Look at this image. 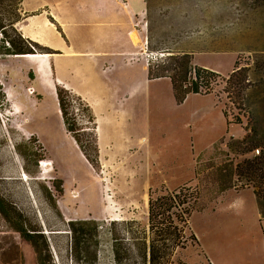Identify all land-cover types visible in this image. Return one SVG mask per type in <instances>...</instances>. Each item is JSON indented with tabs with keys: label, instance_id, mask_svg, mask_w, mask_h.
<instances>
[{
	"label": "rangeland",
	"instance_id": "1",
	"mask_svg": "<svg viewBox=\"0 0 264 264\" xmlns=\"http://www.w3.org/2000/svg\"><path fill=\"white\" fill-rule=\"evenodd\" d=\"M146 2V12L127 25L140 46L127 55L134 65L117 62L109 71L110 81L122 84L110 85L112 97L127 100L118 104L122 113H108L102 123L114 143L102 147L96 167L67 133L57 97L42 86L36 62L0 57V199L20 213L21 218L13 216L16 225L44 234L39 242L48 244L46 264H143L136 238L148 229L149 190L188 185L199 193L190 226L201 246L216 258L234 257L235 264H261L264 221L257 198L240 182L221 192L217 168L226 160L258 155H236L226 143L247 134L249 117L264 111V102L233 103L223 81L210 94L215 98L192 97L180 106L167 82L131 91L146 75L144 62L183 52L192 54L193 65L224 78L239 60L252 69L251 83L258 85L261 74L253 68L264 55V0ZM263 97L261 90L258 98ZM74 106L70 113L84 121L81 106ZM83 221L98 223L96 237L93 225H83L82 237L76 234ZM131 221L136 223L125 224ZM12 225L0 214V264H39L31 242ZM201 248L193 243L179 258L184 264H210Z\"/></svg>",
	"mask_w": 264,
	"mask_h": 264
},
{
	"label": "trees",
	"instance_id": "2",
	"mask_svg": "<svg viewBox=\"0 0 264 264\" xmlns=\"http://www.w3.org/2000/svg\"><path fill=\"white\" fill-rule=\"evenodd\" d=\"M23 0H0V57H17L30 54H51V49L25 38L18 28L25 14L22 10ZM218 51V50H217ZM228 51V50H225ZM167 52V51H166ZM192 54H170L157 59L155 63L148 65V79L156 80L168 78L171 81L174 98L178 105L184 103L190 95H210L215 92V87L223 81L227 87L225 92L233 103L254 107L264 102L258 98L261 90H264V55L254 61L253 71L261 74L258 85H253L250 79L251 68L241 67L236 60L233 71L224 78L220 73L202 66L193 65ZM231 88H234L231 91ZM250 90V93H246ZM252 90V91H251ZM57 102L60 116L67 133L74 139L78 148L93 167L99 163V145L97 134L96 115L91 106L79 95L62 87L56 86ZM74 103H79L84 115V121H79L72 116L70 110H74ZM227 119V111L223 110ZM72 116V117H70ZM229 125L230 122L227 121ZM247 134L239 140L230 138L226 143L229 150L236 155L253 154L259 150V155H252L235 162L226 160L217 170L222 176L219 182L220 191L232 187L234 182H240L241 188H251L257 198L261 220L264 219V111L252 113L249 117ZM84 137L88 140L85 144ZM148 199V229L139 231L140 256L143 264H184L179 258V253L189 245L199 241L191 229L190 218L196 210L199 200L198 191L188 185L174 190L165 187L149 190ZM0 214L11 224L14 230L19 232L33 245L39 264H46V256L43 254L48 249V244L41 245L39 238H44L41 230H26L22 225H16L14 215L21 218L16 209L0 199ZM136 223V221L126 222ZM12 225V226H13ZM71 222V226H75ZM81 226L74 230L81 237L85 233V225H93L91 230L96 237L98 223L83 221ZM84 225V226H83ZM97 243V242H96ZM117 246V245H116ZM118 262L121 255L118 247L114 250Z\"/></svg>",
	"mask_w": 264,
	"mask_h": 264
},
{
	"label": "crops",
	"instance_id": "3",
	"mask_svg": "<svg viewBox=\"0 0 264 264\" xmlns=\"http://www.w3.org/2000/svg\"><path fill=\"white\" fill-rule=\"evenodd\" d=\"M22 10L25 17L18 23L22 35L51 49L53 53L30 54L17 58L35 61L42 86L48 88L56 97L57 82L81 96L93 109L96 121L99 120V112L105 113L104 116L101 115L105 118L98 122V145L101 153L106 142L114 143V138L107 135L102 123L108 119V113H122L118 104L127 100H120L118 95L112 97L113 87L110 85L115 83L120 87L122 84L110 81L109 71L117 62L126 67L134 65L127 55L137 53L140 46H137L138 40L133 34V29L127 25L131 17L146 12V0H23ZM124 20L127 24H124ZM124 28L127 30L125 33ZM144 69L146 75L132 86V93L138 92L139 85L145 88L154 82H167L172 89L168 78L148 79L146 62ZM172 94L174 98L173 89ZM192 97L213 96L190 95L181 105H185ZM93 102L98 104L94 106ZM103 106L105 108H102ZM224 135L218 136L209 149ZM199 244L210 264H235L234 257L216 258L201 246L200 241ZM261 264H264V261Z\"/></svg>",
	"mask_w": 264,
	"mask_h": 264
},
{
	"label": "bare ground",
	"instance_id": "4",
	"mask_svg": "<svg viewBox=\"0 0 264 264\" xmlns=\"http://www.w3.org/2000/svg\"><path fill=\"white\" fill-rule=\"evenodd\" d=\"M50 164H51L50 161H43V162H42V165H44V166H46V165H50Z\"/></svg>",
	"mask_w": 264,
	"mask_h": 264
},
{
	"label": "built area",
	"instance_id": "5",
	"mask_svg": "<svg viewBox=\"0 0 264 264\" xmlns=\"http://www.w3.org/2000/svg\"><path fill=\"white\" fill-rule=\"evenodd\" d=\"M163 53H158V56H163ZM255 152L259 155V150H255Z\"/></svg>",
	"mask_w": 264,
	"mask_h": 264
}]
</instances>
